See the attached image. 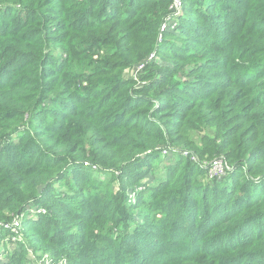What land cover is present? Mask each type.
<instances>
[{
	"label": "trees",
	"instance_id": "obj_1",
	"mask_svg": "<svg viewBox=\"0 0 264 264\" xmlns=\"http://www.w3.org/2000/svg\"><path fill=\"white\" fill-rule=\"evenodd\" d=\"M172 1L0 0V234L39 207L20 231L69 264H264V0H181L161 34Z\"/></svg>",
	"mask_w": 264,
	"mask_h": 264
},
{
	"label": "rangeland",
	"instance_id": "obj_2",
	"mask_svg": "<svg viewBox=\"0 0 264 264\" xmlns=\"http://www.w3.org/2000/svg\"><path fill=\"white\" fill-rule=\"evenodd\" d=\"M182 8H183V5L181 6L180 11L178 13L182 12L181 11ZM176 21L178 22V19H176ZM169 31H172V29ZM191 138L193 140H195L196 143L198 142L196 139H194V135H191ZM170 150L173 151V149H170ZM165 151H169V150L168 149L163 150L160 157L154 160L155 163H153L152 171L144 179L143 184H142L143 186L137 187L136 189H129L128 190L130 204L136 203V194L138 192H140L141 190L143 191L146 186L155 185L156 183H158L159 181L163 180L166 177L165 169L170 164L173 165L175 163V161H176L175 157L177 154H174L173 152L164 153ZM95 175L101 181H105V177H106L105 173L95 172ZM229 175H227V176H229ZM226 177L222 178L221 180H209L207 173H206L205 178H203L202 180L199 179L198 181L201 182L202 184H207V185H209V187H211L215 183L222 182ZM114 187L116 188V184H114ZM40 212L42 214L46 213L45 210H42L39 207L31 208L30 213L28 212V213L24 214L23 217L19 218L18 224L30 220L31 216H33L35 214H39ZM135 222L136 223L139 222L137 220V218H135L134 223ZM25 225H26V230H27V224H25ZM20 229L21 228L16 227V229L12 233V235H8L7 233H5V234L1 233L0 234V264H7L11 260L13 254H17V253L21 252V250H22L21 247H24L26 249L27 255L24 258L26 264H50V263L69 264L66 259L62 258L60 261L56 260L49 253H45V252L34 253L27 243L26 234L24 233V231H20ZM50 259H53V260H50ZM49 261H50V263H49Z\"/></svg>",
	"mask_w": 264,
	"mask_h": 264
},
{
	"label": "built area",
	"instance_id": "obj_3",
	"mask_svg": "<svg viewBox=\"0 0 264 264\" xmlns=\"http://www.w3.org/2000/svg\"><path fill=\"white\" fill-rule=\"evenodd\" d=\"M181 6H182L181 0H173L172 1V4L169 8L170 13L164 19V21L161 25V28H160L161 34L167 32L171 29H174L176 27V22H177L176 19H177L178 15L180 14L178 12L180 11ZM140 68H142V66H140L139 69ZM167 152H173V151L169 150V151H165L164 153H167ZM183 155L186 156L187 153L183 152ZM201 167L206 171L209 180H221L222 178L226 177L227 175H229L233 171V167H231L223 158L213 159L210 162L203 163V164H201ZM23 215L21 217H23ZM18 220L15 221L13 224L15 226V228L16 227L21 228L20 223L18 224ZM49 263H50V261H49ZM50 264H54V263H50Z\"/></svg>",
	"mask_w": 264,
	"mask_h": 264
}]
</instances>
